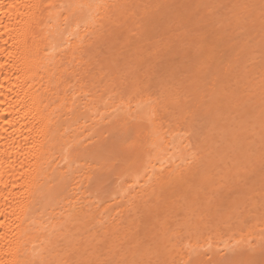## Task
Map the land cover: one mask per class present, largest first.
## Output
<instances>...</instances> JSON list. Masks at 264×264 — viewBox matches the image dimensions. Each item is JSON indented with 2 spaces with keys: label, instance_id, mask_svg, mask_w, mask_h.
<instances>
[{
  "label": "rangeland",
  "instance_id": "374dc122",
  "mask_svg": "<svg viewBox=\"0 0 264 264\" xmlns=\"http://www.w3.org/2000/svg\"><path fill=\"white\" fill-rule=\"evenodd\" d=\"M116 2L113 42L96 48L106 58L87 68L101 66L102 80H88L121 105L108 143L131 146L128 126L141 145L124 160L106 149L105 160L81 161L92 178L86 217H67L66 263L264 264V0ZM151 122L178 145L174 154L150 146L139 158ZM171 168L181 175L159 177Z\"/></svg>",
  "mask_w": 264,
  "mask_h": 264
},
{
  "label": "bare ground",
  "instance_id": "6f19581e",
  "mask_svg": "<svg viewBox=\"0 0 264 264\" xmlns=\"http://www.w3.org/2000/svg\"><path fill=\"white\" fill-rule=\"evenodd\" d=\"M116 7V0H0V264H67V217H86L85 189L92 178L81 161L93 154L105 160L106 149L124 160L140 148L136 127L124 126L128 150L108 143L104 134L121 105L109 96V86L96 88L88 80H102L101 66L87 70L106 58L96 48L113 42ZM151 123L149 148L139 158L150 146L157 155L169 148L174 154L178 145L169 147ZM161 172L163 179L181 175L176 168ZM204 251L213 257L214 249Z\"/></svg>",
  "mask_w": 264,
  "mask_h": 264
},
{
  "label": "snow or ice",
  "instance_id": "6c2138e0",
  "mask_svg": "<svg viewBox=\"0 0 264 264\" xmlns=\"http://www.w3.org/2000/svg\"><path fill=\"white\" fill-rule=\"evenodd\" d=\"M181 264H202V262L193 258L192 256H189V259L187 261H182ZM208 264H211V262H208ZM239 264H254V262L241 261V262H239Z\"/></svg>",
  "mask_w": 264,
  "mask_h": 264
}]
</instances>
